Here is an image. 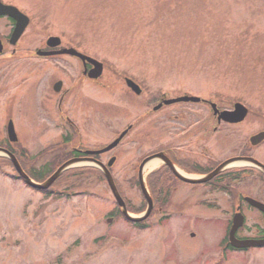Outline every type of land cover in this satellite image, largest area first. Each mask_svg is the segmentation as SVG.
<instances>
[{
	"label": "rangeland",
	"instance_id": "374dc122",
	"mask_svg": "<svg viewBox=\"0 0 264 264\" xmlns=\"http://www.w3.org/2000/svg\"><path fill=\"white\" fill-rule=\"evenodd\" d=\"M4 1L22 9L30 23L15 45L20 54L0 60V144L23 151L20 160L27 167L54 163L57 156L61 161L74 148H102L128 128L121 145L102 160L116 156L112 173L118 187L133 209H141L145 198L136 181L142 161L161 145L170 143L179 151L182 143L174 127L178 121L166 123L165 110L153 112L166 92L209 98L222 108L238 101L248 106L246 121L224 125L211 137L209 151L202 144L189 147L213 167L222 162L217 167L241 168L238 155L245 138L264 129V0ZM10 29V22L0 18L4 41ZM52 35L60 36L64 46L102 59V76L94 82L81 77L75 57L39 62L29 56ZM126 76L143 86L140 95L128 87ZM59 78L64 86L80 81L62 110L52 90ZM10 118L19 137L12 144ZM256 155L264 161V146ZM147 165V186L154 173L159 184L161 160L153 168ZM75 171H65L53 186L58 197L46 196L0 161V264H264V248L225 252L221 245L234 213L228 194L251 190L264 197L258 180L237 177L229 184L226 179L230 192L179 184L168 205L157 198L145 229H138L118 214L115 196L99 172ZM262 218L247 211L241 234L259 236L255 223Z\"/></svg>",
	"mask_w": 264,
	"mask_h": 264
},
{
	"label": "flooded vegetation",
	"instance_id": "af4514ba",
	"mask_svg": "<svg viewBox=\"0 0 264 264\" xmlns=\"http://www.w3.org/2000/svg\"><path fill=\"white\" fill-rule=\"evenodd\" d=\"M0 18H6L8 20V22H10V33L4 38L5 41L3 40V38L0 36V40L3 44V51L0 54V60L1 59H7L9 57H14L20 54V52L17 50V48L15 46H12L10 44V36L11 33L14 29L15 26V21L10 18V17H0ZM48 39V38H47ZM46 39V46L45 47H37L33 50H31L29 56L34 57V59H37L39 62L41 61H51V60H56L57 57H62V56H67V57H75L80 61V67L81 69L79 71H81V77L87 78L89 81L94 82L97 81L98 79H93L89 77L90 74V70L93 68V64L87 62L84 63L80 58L73 56V55H68V54H59V53H55L57 51H59L62 47H65L64 45L58 46V47H53L51 45L48 44V40ZM7 46H9V52H6ZM28 52H24L26 55H28ZM47 75H45L46 77ZM81 77H80V81H81ZM75 83L78 84H71L70 86H64V81L62 79H57L55 81H53L52 83V90L55 93V95L58 96V109L62 110L63 108V104L66 103L68 101V99L70 97H72L73 92H74V86H78L80 81L77 82V80H74ZM66 85V84H65ZM185 93H179L176 95H170L166 92H162L157 100V104L162 102V106L160 107L159 110H165V112L167 113L166 115V123H169L171 121H178V123L180 124V126H174L176 128H179V131L176 135L179 136V139L181 140V144H180V149L179 151L176 150L174 145H171L170 143L168 145H161L158 149H155L156 151L151 152L149 156L154 155L155 153H161L163 155L162 160H161V168L159 170V172L157 171L156 174H159L160 178V183L158 184V181H154V183L152 185H150V189L152 191V194L156 197V198H161L162 204L164 206L168 205V199L171 197V193H174L177 189L179 184H183L186 186H190L192 188H196L197 186L200 185H207L210 186L211 185H215L217 188H220L218 190H221L222 187L226 192H230L229 189L227 188L226 183L224 182V180L228 179L229 181L227 183H231V182H236L237 177L240 181H244L245 178L249 179L251 178V180H258L260 181L263 186H264V167H262L261 165L264 166V161L261 160L260 158L257 157L256 153L257 151L264 146V141H262L261 143L254 145L252 144L250 138L253 134H256L260 131H257L253 134H251L250 136H247L243 142V150L242 152L238 155L242 160V166L241 168L238 169H222L218 174H216L215 176H213L210 180L204 182V183H192V182H186L184 180H182L175 172L179 171L180 174L184 175L182 172H187V173H191L190 175H209L212 172H214L217 169V166L222 163H215V167L211 166V161L208 160H199L198 157H196L197 152L190 150L189 147L192 148H196V147H200L199 144H202L205 149L207 151H209V146L208 143L211 141V137L214 136L215 134L219 133L220 130L222 129V127H224V125H233L231 123L225 122V121H220L218 115H216L212 109L211 106V100L209 98H205L200 102H173V103H166V100L169 99H174V98H178L181 97L182 95H184ZM194 105L196 106H208L209 110L205 111V112H201V111H196L194 107ZM180 107V111L179 110ZM170 109V110H169ZM178 109V110H177ZM158 110V111H159ZM211 113V114H210ZM211 116V120L209 119V117ZM247 119V117H246ZM246 119H244V121L237 123V124H242L243 122L246 121ZM212 122H215V126H213V128H211L210 126H208V123L211 124ZM71 124V128H73V126H75V124L73 122H70ZM197 125H203V127L205 128L204 130H201L200 128H194ZM182 126V127H181ZM172 127V126H170ZM207 127V128H206ZM174 130V129H173ZM264 130V129H263ZM128 134V133H127ZM127 136V135H126ZM125 136V138H126ZM124 138V139H125ZM123 139V140H124ZM121 144V143H120ZM188 147V148H187ZM183 148H187V150L183 149ZM75 150L78 151V155L77 156H86L88 158H92L93 160H98V161H103V155L104 154H88L86 152V150H95V149H78L75 148ZM187 151V156H185V154L183 153V151ZM204 152V151H203ZM200 155V152H199ZM203 157H205V153L202 154ZM200 156V158L202 157ZM257 161H254V160ZM166 160H169L170 163H168ZM106 162V161H105ZM258 162V163H257ZM261 164V165H260ZM211 166V167H210ZM174 167V168H173ZM156 186H155V185ZM152 186V187H151ZM223 190V191H224ZM236 192V193H235ZM233 193H229L228 196H232L233 198V215L235 213H237L238 211H242L245 214L246 217V213L249 210H254L257 213H260L262 218V222L261 223H255L256 229L258 231H261V234H259V236H257L256 238H262L264 237V213L262 211H260L258 208L252 206L250 204V202L247 200L248 197H252L255 198L259 201L264 202V197L261 195L260 192L258 193H254L251 190L247 191V192H243V191H235ZM231 194V195H230ZM232 218H230L229 224L227 227L232 225ZM247 219L245 218V225H246ZM245 228V227H242ZM241 228V229H242ZM237 237L238 238H247V237H251V236H243L241 234V230L238 231L237 233ZM224 239V238H223ZM229 237L228 239L222 240V244L225 247L223 249H225L226 251H236V249H234L230 244H229ZM242 251V250H241Z\"/></svg>",
	"mask_w": 264,
	"mask_h": 264
},
{
	"label": "water",
	"instance_id": "95a60500",
	"mask_svg": "<svg viewBox=\"0 0 264 264\" xmlns=\"http://www.w3.org/2000/svg\"><path fill=\"white\" fill-rule=\"evenodd\" d=\"M0 15H9L13 18L16 19V27L14 29V32L12 34L11 37V43L15 44L18 39L20 38V36L23 34V32L25 31L26 27L29 24V17L24 14L23 12H21L16 6L13 5H6L4 3H2V1L0 0ZM48 43L50 45L53 46H57L61 43V40L59 37H50L48 40ZM2 51V44L0 42V52ZM58 53H69L72 55H77L80 56L83 60H88L90 62H95L93 58L84 55L80 52H78L76 49L74 48H69V49H62L60 50ZM98 63V62H96ZM102 70H103V65L102 63H98L97 67L95 70L92 71V77H98L102 74ZM95 71V72H94ZM128 85L137 93H140V87L131 79L127 80ZM188 100H193V101H199L200 98L199 97H195V96H184V97H180L174 100H169L166 101V103H171V102H177V101H188ZM161 105V104H160ZM160 105L158 107H160ZM213 108L215 109L216 112H220L218 110V108H216V104H213ZM248 112V109L241 103H237L235 105V109L233 111H222L220 112V119H224L226 121L229 122H238L244 119V117L246 116ZM124 133L118 138L116 139L114 142H112L111 144H109L107 147L103 148L100 151H96L94 153H101V152H106L109 151L110 149L114 148L119 141L121 140V138L123 137ZM8 136L10 138V140L12 141H17L18 140V136L16 134L15 131V127H14V122L13 120H10L8 123ZM264 140V132H260L259 134L254 135L251 138V141L253 144H259L260 142H262ZM91 153V152H90ZM0 155L8 157L14 164L15 169L17 170V172L19 173V175L23 178V180L25 181L26 184H28L29 186H31L32 188L35 189H47L48 187H50L54 181L68 168L77 165L78 163H81L83 161H85V158H74L71 159L69 161H66L64 164H62L46 181L44 182H37L35 180H33L22 168L20 162L18 161V159L16 158V156L8 149L4 148V147H0ZM160 157H163L162 154L158 155ZM157 156H151L149 158H147L142 166L141 169L143 168V165L151 160L152 158H156ZM115 158H112L108 165H105L99 161H97L95 163V166L99 167L104 174L106 175V178L108 180V183L111 187V190L114 194V196L116 197V200L119 204V206L122 208V213L123 215L130 221H142L144 219H146L152 209H153V200L148 192V190L146 189V186L144 184V179L142 174L140 173V183L142 186V190L145 194V197L147 199L148 202V208L146 210V212L140 216H134L131 213H129V211L127 210L126 204L124 202V199L122 198L121 194L119 193L117 186L115 184V181L112 177V174L109 170V167L112 166V164L114 163ZM168 163H170L169 160H166ZM256 161V160H254ZM258 163V162H257ZM171 164V163H170ZM174 168V167H173ZM223 169L222 166L218 167L214 172H212L209 175L206 176H200L198 178H191V177H187L184 176L182 174H180L178 171L175 170L176 174L184 181L186 182H192V183H203L206 182L207 180L211 179L213 176H215L217 173H219L221 170ZM247 200L254 206L258 207L260 210H262L264 212V203L252 198V197H248ZM244 222V216L238 212L235 214L234 218H233V225L232 228L230 230V242L232 245L238 247V248H248V247H254V246H264V238L263 239H237L235 236V233L237 231V229L243 225Z\"/></svg>",
	"mask_w": 264,
	"mask_h": 264
},
{
	"label": "trees",
	"instance_id": "16d2710c",
	"mask_svg": "<svg viewBox=\"0 0 264 264\" xmlns=\"http://www.w3.org/2000/svg\"><path fill=\"white\" fill-rule=\"evenodd\" d=\"M69 140V139H68ZM14 153H16V151L14 150V149H11ZM24 153V152H23ZM78 153L74 150V151H70L69 152V154L68 155H66L65 156V158L64 159H62L61 161H59L58 159H59V156H57L56 158H54V163L53 162H50V163H48V164H46V165H42V166H40V167H35V166H33V167H27V165L25 164V162H23V161H21V163H22V166H23V168L26 170V172L34 179V180H36V181H44V180H46L57 168H58V166H60L66 159H68V158H70V157H72V156H74V155H77ZM19 158H21V157H19ZM2 160H4V161H6L7 162V164H9V165H11L12 166V163L10 162V160H8L7 158H4V157H0V161H2ZM57 162V163H56ZM56 163V164H55ZM72 170H76L75 172H80V174H78V175H83L84 173H86L87 171H97V172H99L100 174H101V172L99 171V170H97V169H94V168H92V167H80V168H72V169H70V170H68L67 172H69V171H72ZM155 174V173H154ZM154 174H152L150 177H152V180H153V182H152V184L154 183V181H155V178H154ZM102 175V174H101ZM19 177V176H18ZM102 177L105 179V177L102 175ZM60 178H61V176L55 181V183L49 188V189H47V190H38V189H35L36 191H40V192H43V193H45L46 194V196H54V197H58L59 195H58V191L57 190H54L53 189V186H55L58 182H59V180H60ZM154 178V179H153ZM136 184H138V180L136 181ZM155 185V184H154ZM156 186V185H155ZM222 190H224L223 189V187H222ZM122 193V192H121ZM122 195H123V193H122ZM124 196V195H123ZM125 198V197H124ZM125 200H126V202H127V207H128V209L131 211V212H136V213H138V212H141V211H143L145 208H146V205H147V203H146V200H145V202L143 203V205H142V208L141 209H133L131 206H130V204H129V202H128V200L125 198ZM162 202V201H161ZM155 203H160L159 201H158V199L157 198H155ZM117 210H118V214H120L121 215V213H120V208L117 206ZM129 222H131V221H129ZM146 222V221H145ZM145 222H140V223H133V222H131V224L132 225H134L135 227H137L138 229L140 228V229H145L144 227H145Z\"/></svg>",
	"mask_w": 264,
	"mask_h": 264
},
{
	"label": "bare ground",
	"instance_id": "6f19581e",
	"mask_svg": "<svg viewBox=\"0 0 264 264\" xmlns=\"http://www.w3.org/2000/svg\"><path fill=\"white\" fill-rule=\"evenodd\" d=\"M157 162H158V160H157V161H153V162L149 163V164L147 165V169L155 167V166H156V164H157Z\"/></svg>",
	"mask_w": 264,
	"mask_h": 264
}]
</instances>
